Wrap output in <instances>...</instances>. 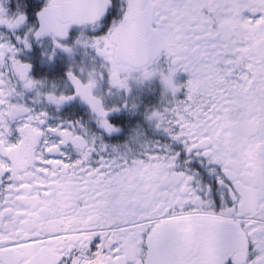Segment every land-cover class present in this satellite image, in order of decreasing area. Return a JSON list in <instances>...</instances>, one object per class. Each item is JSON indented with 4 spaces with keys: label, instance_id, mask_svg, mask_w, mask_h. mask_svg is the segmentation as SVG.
<instances>
[{
    "label": "snow or ice",
    "instance_id": "snow-or-ice-1",
    "mask_svg": "<svg viewBox=\"0 0 264 264\" xmlns=\"http://www.w3.org/2000/svg\"><path fill=\"white\" fill-rule=\"evenodd\" d=\"M0 264H264V0H0Z\"/></svg>",
    "mask_w": 264,
    "mask_h": 264
}]
</instances>
